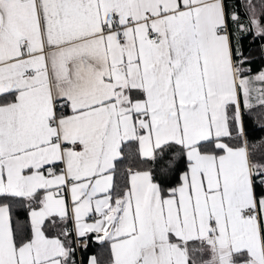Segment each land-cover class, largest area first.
I'll return each instance as SVG.
<instances>
[{
	"label": "snow or ice",
	"instance_id": "1",
	"mask_svg": "<svg viewBox=\"0 0 264 264\" xmlns=\"http://www.w3.org/2000/svg\"><path fill=\"white\" fill-rule=\"evenodd\" d=\"M0 264H264V0H0Z\"/></svg>",
	"mask_w": 264,
	"mask_h": 264
}]
</instances>
